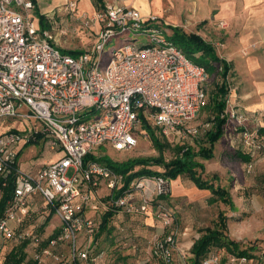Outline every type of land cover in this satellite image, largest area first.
Wrapping results in <instances>:
<instances>
[{"label":"built area","instance_id":"1","mask_svg":"<svg viewBox=\"0 0 264 264\" xmlns=\"http://www.w3.org/2000/svg\"><path fill=\"white\" fill-rule=\"evenodd\" d=\"M123 1L103 0L102 8L92 15L100 26L96 42L73 55L57 47L54 31L58 25L41 27L32 0H0V182L5 186L8 176L14 178L12 197L0 219V240L40 242L39 236L15 228L28 214L29 198L41 196L60 226L57 234L35 250L38 261L50 256L54 264L87 262L97 222L83 209L84 205L100 206L93 201L101 182L109 189L101 203L106 210L156 211L165 226L173 222L163 204L157 210L153 205L156 197L170 193L168 178L138 176L124 188L122 175L106 164L93 160L84 166V156L94 147L102 143L117 150L135 147L138 125L148 137L141 126L143 119L160 137L178 145L210 126L193 123L207 100L210 76L206 67L192 61L168 38L158 15L143 13ZM75 6L73 0L68 2L70 10ZM89 21L84 19L83 24L89 26ZM65 32L66 27L57 31L59 36ZM115 39L125 43L105 56L106 46ZM221 116L239 132L246 147L264 149L259 134L264 114L261 122L250 127L248 114L230 104L228 97ZM35 140L64 154L36 170H22L19 151ZM252 167L247 163V171ZM177 245L171 230L154 242L152 253L169 260ZM60 246L65 251L55 250ZM200 264H264V250L252 255L212 247Z\"/></svg>","mask_w":264,"mask_h":264},{"label":"crops","instance_id":"2","mask_svg":"<svg viewBox=\"0 0 264 264\" xmlns=\"http://www.w3.org/2000/svg\"><path fill=\"white\" fill-rule=\"evenodd\" d=\"M36 1L40 12L45 15L50 26L61 23L62 26L68 28L70 24L68 17H71L72 21L75 18H88L90 23L87 27L94 32L96 38L100 26L92 19L95 12L92 0H82L80 11L78 9L80 0H73L76 3L73 10L68 7V2L72 0ZM123 2L138 8L143 13L150 12L158 15L167 29L178 27L185 32L199 35L209 43L214 53L229 64L227 82L230 90L228 95L230 104L239 106L248 114V126L253 127L257 122H261L264 114V0H124ZM233 129L231 123L226 122L223 134L214 144L211 158L196 157L204 165L203 170L197 168L198 173L214 185L226 188L233 199V193L237 198L239 193L241 196H246L247 192L252 190L254 180L260 179L261 181L262 179L259 185H255L259 196L264 192V149L254 151L246 147L241 141L239 132ZM259 134L264 142V126L260 128ZM33 143L43 145L42 142L36 140L31 144ZM27 146L26 144L20 149L19 155ZM47 162L46 159L41 161L37 159L35 164H32L34 167L29 170H35L42 163ZM250 162L253 167L247 171L246 165ZM169 181L170 193L166 195L165 202L177 220V228L172 230L178 241L174 252L180 253L178 250L183 247L185 253V249H189L200 236L199 230L211 226L218 212L223 211L224 208L220 207L222 201L215 200L217 197L209 189L199 188L187 176L179 175L174 179L170 178ZM103 185L105 184L101 182L99 186ZM103 190L107 191L103 196L106 199L109 189L107 186L106 189L101 187L99 192ZM137 197L138 194H136ZM29 199L32 213L39 212L44 206L47 207L39 195L31 196ZM233 204L235 205L234 200ZM259 206H262V202ZM243 208L244 206L241 207ZM86 209L91 210V207L84 205L83 213L86 216L98 217L95 212L89 214L88 212L91 211H86ZM154 215L155 213L141 215L145 217L144 223L148 232H155L158 235L168 232L170 227L165 229L161 222L155 220ZM136 216L141 217L140 214ZM24 223L25 221L17 226L15 231L27 230L40 237L39 243H34L30 238L27 239L29 240L28 245L34 246L33 254L29 259L36 260L35 250L41 249L46 243V238L59 231L60 220L55 216L50 217L42 226H38L40 227L38 231L35 230L37 226L27 228ZM18 227L21 228L19 231H17ZM95 236L96 234L93 235L88 247L90 252L97 246ZM11 241L15 244L18 242L15 239ZM55 250L65 251L63 246L56 247ZM152 255L155 256L153 253ZM45 258L43 259L47 262L50 257ZM157 258L163 259L162 257ZM41 259L37 260V264H40Z\"/></svg>","mask_w":264,"mask_h":264},{"label":"rangeland","instance_id":"3","mask_svg":"<svg viewBox=\"0 0 264 264\" xmlns=\"http://www.w3.org/2000/svg\"><path fill=\"white\" fill-rule=\"evenodd\" d=\"M78 9L79 11L82 9V0H80L79 2ZM70 18L71 17H68L70 21L68 28L67 26H62L61 23L60 25L56 24L59 27L58 30L60 28L62 29L66 27V32L63 35L59 36L57 33L58 30L54 31V33H56V39L58 38L57 47L61 51L63 49H75L82 51L89 49L92 43L96 42L97 36L95 38L94 32L83 24L84 19L75 18L74 21H72V19ZM48 27H50V25H48ZM163 27L165 26L163 25ZM167 31L165 33L169 38L171 36L170 32H172V30L168 29ZM124 43V39H115L110 42L106 46V49L104 51L105 56L109 55V51H111L114 46L118 48L121 47ZM174 43L177 44L176 42ZM190 59L197 63H204V65H206V68L211 67L210 64H207V62L209 61L208 58H202V62L192 57H190ZM213 71L215 70H213L212 68V74L210 75V77L212 79V82L213 80L215 82L220 78L219 73H213ZM211 104V100L207 99L205 106H203V108L200 110L193 122L195 125L198 126L199 124L205 122L208 117L213 115L214 112L210 109ZM1 129L6 130L7 127H2ZM143 133L144 131L140 128V125H138L137 131L134 133V135L138 139V143L133 148L117 150L107 143H102L94 147L91 150V154L95 158L100 157L102 155H106L112 161L118 163H122L133 158H143L147 160L150 158H157L159 156V152L154 146L152 140L150 139L149 132L148 137L144 136ZM158 137L160 136L158 135ZM161 140L164 141L163 138H161ZM166 140L165 141L168 144L163 149L162 154L165 160H169L176 155L177 151L175 150V146H173L175 142L170 138H166ZM203 143L204 141L202 140L199 142V144H195L194 149L197 150ZM63 154V150L50 151L46 144H29L26 148L21 151L19 155L20 168L22 170H29L31 167H34L32 166V164H35L34 162L37 159H39V161L46 159L48 160V163H50L57 160ZM147 167L158 172L163 171V168L159 165H148ZM139 168H141V165H133L130 168V172L136 171ZM70 174L71 173L69 172L68 175ZM261 181L260 179L254 180V184L251 186L252 190H249L246 196H241V193H239V197L237 198L235 196V193H233L234 199L231 196V200L232 202L233 200L235 201V205L232 203L231 206H228L223 202L220 204V207L224 208V210L220 212L223 214H229L226 215L227 217L225 219V222L227 228L224 231V234L229 239L238 242L236 246L231 245V248H233L235 251L246 249V252L249 254L259 255L261 251L264 250V192L260 193L258 196V192L256 191L257 188L255 186L257 184L259 185ZM103 186H99L97 188V192H95V200L93 201V205L100 204V206H98L96 209H86V211H91L88 212L89 214L95 212L98 216L97 218H99L101 221L103 218V213L107 211L103 205L101 206V203L105 201V198L103 196H105V193L107 192L105 190H103L101 193L99 192V189L101 187L103 189H106V186ZM166 198L167 197H162V199L154 201V208L155 210H157L159 203H161L164 205V208L168 211V213L173 215L170 209L166 206ZM261 202L262 206L260 207L259 204ZM243 206L244 208L241 209V207ZM248 207H251L253 209H249ZM50 214L51 218L53 216L56 217V215L52 213V210L45 206L44 208H40L39 212H29L24 225L27 228L37 226L35 230L38 231V228H40L38 226H42V224H44L45 220H47L46 218ZM136 215H126V213H124L122 210L116 211V214L110 219L107 229L103 230L95 236L97 246L91 252L90 258L87 260V262H81L80 264H190L192 257V254L189 251L190 248H186L185 253L183 252V247L178 250L180 253L173 251V255L169 260L157 258L155 256L153 257L152 255V247L154 242L157 239L163 237L166 233H169L171 230L177 228V220L174 215L172 224L170 226H165L160 216H158L155 211V220L161 222L165 229L170 227V230L162 235H158L155 232H148V228L144 223L145 217L141 216L145 214H140L141 217ZM14 244L15 243L11 241V239L0 240V264H2L5 255L14 246ZM250 245L252 246L250 247ZM33 249L34 246L31 244L26 247L25 250L27 254V259L31 258L33 254ZM220 249L222 252L228 251L225 246H222ZM45 257L48 256L42 257L40 264H54L52 263V258L50 256L49 257L51 259L48 258L49 261L47 262L45 261Z\"/></svg>","mask_w":264,"mask_h":264},{"label":"trees","instance_id":"4","mask_svg":"<svg viewBox=\"0 0 264 264\" xmlns=\"http://www.w3.org/2000/svg\"><path fill=\"white\" fill-rule=\"evenodd\" d=\"M32 1L34 3L35 16L37 17L41 27L47 28L49 24L47 23L45 15L40 12L37 5V1L36 0H32ZM92 3L94 5L95 11L100 10L103 6V0H92ZM171 30L172 32H170L171 36L169 37V39L173 42H176L177 43L176 45L179 48H181L182 51L188 57L190 56L199 61H201L202 58L209 59V61L207 60L208 61L207 64H210L211 67L206 68L209 73V76L212 74L211 72L212 68L213 70H215L213 71V73L215 72L219 73V78H220L219 80H216L215 82L213 80L212 82V79L210 77L209 82L207 84V99L211 100L212 104L210 109L213 110L214 113L212 116L208 117L205 120V122L201 124L203 125L208 122L210 123V126L207 127L203 133H200L198 136L191 138L189 142L183 145H178L174 143L173 146H175V150L177 151L176 155L169 160H165L163 158L162 152L165 146H167L168 144L166 142L167 141L166 138L158 137L155 128H153L148 122H146L143 119L141 126L147 131V133L149 132L150 139L152 140L154 146L157 148L159 152V156L157 158H150L148 160L143 158H133L124 161L122 163H118L112 161L106 155H102L100 157L95 158L91 153H87L83 158V164L84 166H86L87 162H91L93 160L106 164L107 166L112 168L114 172L122 175L124 181V185H123L124 188L129 184V182L134 177H138V176L161 175L164 178H168V179L170 178L174 179L179 175L187 176L199 188L209 189L212 192V194H214L217 197L215 198V200L219 199L226 205L231 206L233 202L231 200V196L228 190L219 185H214V183L210 182L209 180L203 179L201 175L198 173L197 168L203 170L204 165L196 159V157L198 156L202 159L211 158L213 156L214 144L223 134L224 125L226 124L227 120L225 116H221V113L225 110L226 100L228 98L230 91L227 82L229 64L224 59L218 57L214 53L213 47L209 43L204 41L199 35L195 33L185 32L184 30L178 27H173L171 28ZM63 50L73 55L82 52V50H75V49L73 50L63 49ZM201 64L204 65V63ZM204 66L206 67V65ZM161 138H163L164 141L161 140ZM202 140L204 141V143L200 145V147L197 150H195L194 149L195 144H199V142ZM31 143L32 142H28L27 145ZM17 161L20 167L19 155ZM137 164L141 165V168H139L136 171L130 172L131 166ZM148 165H159L163 168V171L158 172L156 170L147 167ZM13 179H14L13 176H8L5 179L6 180L5 186H3L0 182V190H1L0 219L4 215V211L8 200L12 197L13 186H14ZM99 185L97 186V188L99 187ZM162 197L165 198L166 196L160 195L156 197L154 201H158L159 199H162ZM30 209L28 211V214L30 212ZM115 211L117 210L111 208L106 212H104L102 221L99 218L95 217V220H97V224H96L97 226L94 234L97 235L103 230L107 229L109 225V221L114 216ZM27 216L25 217L24 221H26ZM50 217L51 214L46 218L47 220H45V222L48 221ZM226 217H227L226 215H224L219 211L217 217L213 220L211 226H206L199 230L200 236L193 242V244L189 249L190 253L192 254L190 264H200L207 251H209V249L212 247L221 248L222 246H225L228 250H232V251L234 250L233 248H231V245L236 246L238 242L229 239L224 234V231L227 228L225 222ZM20 229L21 228L18 227L17 231H19ZM57 233L58 231L54 232V234ZM28 242L29 240L24 239V240H19L16 244H14V246L5 255L2 264H37L38 263L37 260L26 258L27 254L25 249L28 245ZM251 246L252 245H250V247ZM236 252L245 253L246 249L239 250ZM155 256L161 257L158 255Z\"/></svg>","mask_w":264,"mask_h":264}]
</instances>
